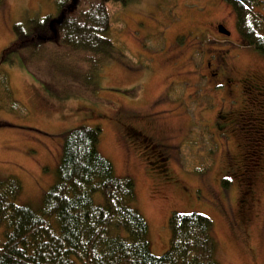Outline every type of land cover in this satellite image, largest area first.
Wrapping results in <instances>:
<instances>
[{
  "label": "rangeland",
  "instance_id": "374dc122",
  "mask_svg": "<svg viewBox=\"0 0 264 264\" xmlns=\"http://www.w3.org/2000/svg\"><path fill=\"white\" fill-rule=\"evenodd\" d=\"M122 4L108 6L117 54L92 68L85 54L57 44L56 2L0 0V174L20 179L18 202L38 210L58 180L63 135L100 126L103 156L117 176L136 182V207L149 223L153 254L170 247L172 212H198L213 220L222 264H264V141L254 155L259 133L248 123L244 136L219 137L212 122L220 106L229 107L202 75L207 58L218 53L228 58L227 75L264 84V54L245 44L224 0ZM256 13L264 20V4ZM19 39L23 45L16 47ZM11 47L16 52L6 54ZM125 125L159 144L155 166ZM233 163H244L248 173L226 175Z\"/></svg>",
  "mask_w": 264,
  "mask_h": 264
},
{
  "label": "trees",
  "instance_id": "16d2710c",
  "mask_svg": "<svg viewBox=\"0 0 264 264\" xmlns=\"http://www.w3.org/2000/svg\"><path fill=\"white\" fill-rule=\"evenodd\" d=\"M53 1L60 12L72 2ZM129 1L80 0L59 28L57 44L85 54L92 68L115 58V21L108 6ZM225 1L245 44L264 54V20L256 13L263 1ZM101 137L100 126L85 125L63 135L58 180L38 210L18 202L20 179L0 174V264H222L213 220L198 212H172L170 247L162 256L153 254L149 223L136 207V182L117 176L100 150Z\"/></svg>",
  "mask_w": 264,
  "mask_h": 264
},
{
  "label": "flooded vegetation",
  "instance_id": "af4514ba",
  "mask_svg": "<svg viewBox=\"0 0 264 264\" xmlns=\"http://www.w3.org/2000/svg\"><path fill=\"white\" fill-rule=\"evenodd\" d=\"M220 25L217 24L216 27L219 30ZM229 49H226V54ZM204 54V53H203ZM227 56L224 57L222 54L212 53L206 61L207 74H202L206 78H210L209 81L212 83L210 89L216 93V97L223 93V96L218 98L224 107H229L228 109L220 106L216 113V118L212 122L214 124L215 132L221 136H227L228 138H234L235 134H243L242 125H247L251 130H256L259 133L256 144L253 145L252 150L254 155L261 152L262 143L264 141V84H257L253 79H248L247 77H240V79H235L234 77L227 75V70L229 63L227 62ZM205 62L203 61L201 65ZM198 67L200 63L196 64ZM216 108V105L214 109ZM247 122H246V121ZM126 126V135L134 145L143 151V154L149 158V163L151 166H155L157 162L152 160L153 155L159 144H155L152 139L145 135L141 130L132 125ZM242 127V128H241ZM237 132V133H235ZM235 133V134H234ZM239 134L237 135L239 137ZM251 146V145H250ZM249 146V147H250ZM245 161V154L243 155ZM162 160V159H161ZM159 160V162L161 161ZM166 162L164 159L163 163ZM162 165V164H161ZM246 166H237L233 163L230 170L226 171L227 174L238 175L243 177L247 174V170L243 169ZM247 186L249 190H252V183L245 180L244 187ZM244 205H242L243 207Z\"/></svg>",
  "mask_w": 264,
  "mask_h": 264
},
{
  "label": "water",
  "instance_id": "95a60500",
  "mask_svg": "<svg viewBox=\"0 0 264 264\" xmlns=\"http://www.w3.org/2000/svg\"><path fill=\"white\" fill-rule=\"evenodd\" d=\"M72 2L62 11L60 12L61 14L58 16V17H55V19H52L51 20V24L55 26V24L57 25V27H55L54 31H55V34L57 35V37L60 36L59 34V28L65 24V20L67 18V14L70 12V13H73V11L76 9V7L78 6L79 4V0H71ZM219 31L220 33H222L223 35H230L231 32L230 30L223 26V25H220V28H219Z\"/></svg>",
  "mask_w": 264,
  "mask_h": 264
}]
</instances>
